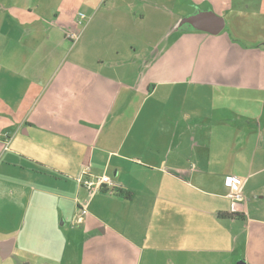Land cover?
Masks as SVG:
<instances>
[{
    "label": "crops",
    "instance_id": "0c3cea01",
    "mask_svg": "<svg viewBox=\"0 0 264 264\" xmlns=\"http://www.w3.org/2000/svg\"><path fill=\"white\" fill-rule=\"evenodd\" d=\"M243 3L0 0V264H264V36ZM197 11L236 33L182 24ZM82 171L112 186L89 195Z\"/></svg>",
    "mask_w": 264,
    "mask_h": 264
},
{
    "label": "built area",
    "instance_id": "2783aa9c",
    "mask_svg": "<svg viewBox=\"0 0 264 264\" xmlns=\"http://www.w3.org/2000/svg\"><path fill=\"white\" fill-rule=\"evenodd\" d=\"M79 17H83V14H80ZM80 19V18H79ZM80 23V22H79ZM67 38L71 40H77L79 38L78 33L68 32ZM0 141H2L5 145V149H7L8 139L5 136L0 134ZM78 184L84 188L89 195H93L99 192L105 186H112L111 179L107 175H101L97 177H90L86 171H82L80 176L77 178ZM241 185L242 181L236 177H230L227 179V186L230 187L232 195H231V210L237 211L238 205L243 203L244 198L241 193ZM85 214L84 209H79V216L74 219L76 224H80L82 222L81 215Z\"/></svg>",
    "mask_w": 264,
    "mask_h": 264
},
{
    "label": "rangeland",
    "instance_id": "374dc122",
    "mask_svg": "<svg viewBox=\"0 0 264 264\" xmlns=\"http://www.w3.org/2000/svg\"><path fill=\"white\" fill-rule=\"evenodd\" d=\"M243 4L244 6H249L250 12H245V15L241 19L240 24L242 25L240 30L244 35L259 39L260 35L264 36V0H244ZM234 31V28L228 25L223 29L225 34L227 32L235 34L236 32Z\"/></svg>",
    "mask_w": 264,
    "mask_h": 264
},
{
    "label": "water",
    "instance_id": "95a60500",
    "mask_svg": "<svg viewBox=\"0 0 264 264\" xmlns=\"http://www.w3.org/2000/svg\"><path fill=\"white\" fill-rule=\"evenodd\" d=\"M182 24L187 25L193 30H201L212 35H217L224 28V19L215 15L212 11H197L187 16L182 21ZM7 254H1V257L4 258Z\"/></svg>",
    "mask_w": 264,
    "mask_h": 264
}]
</instances>
